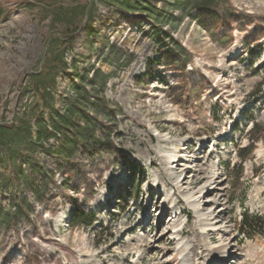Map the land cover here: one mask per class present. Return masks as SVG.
Here are the masks:
<instances>
[{"label":"rangeland","instance_id":"374dc122","mask_svg":"<svg viewBox=\"0 0 264 264\" xmlns=\"http://www.w3.org/2000/svg\"><path fill=\"white\" fill-rule=\"evenodd\" d=\"M88 4L0 0V125L37 107L27 85L57 40L67 64L47 87L49 107L34 121L33 138L15 161L0 157V264H182L191 243L180 231L210 212L209 233L190 264L226 243L228 264H264V142L252 132L254 122L264 129V0H213L214 19L196 11L188 17L178 0L144 3L157 20L101 4L78 31L53 23L59 11ZM161 30L186 49L185 66L165 62L155 42ZM219 33L232 39L220 41ZM97 73L107 77L104 89L91 85ZM87 119L97 149L81 144L71 159L60 158L63 137L54 125L88 129ZM39 122L49 133L37 142ZM252 147L242 165L238 150ZM195 176L206 183L190 186ZM213 178L216 193L202 196ZM178 181L188 183L182 193ZM194 192L203 207L212 203L201 214L180 204ZM23 200L30 208L21 211ZM77 207L91 226L72 225ZM245 217L261 220L262 235H243ZM220 258L214 253L206 264Z\"/></svg>","mask_w":264,"mask_h":264},{"label":"trees","instance_id":"16d2710c","mask_svg":"<svg viewBox=\"0 0 264 264\" xmlns=\"http://www.w3.org/2000/svg\"><path fill=\"white\" fill-rule=\"evenodd\" d=\"M89 4L86 6H81L80 8H76L71 10V13H66L64 10L59 11L54 16V24H60L65 29L75 26V30L78 31L82 26L81 22L85 18L87 20H91L94 18L96 14L97 7L101 4H110L112 6H116L124 14H135L138 13L140 15H146L148 18H155L156 20L159 18V14H152L150 11L151 7H148L144 3H149V0H89ZM179 2H183V11L184 14L188 17H191L192 11H196L199 16L215 18L214 9L209 7L212 5L213 0H205V8H201L197 6L198 0H178ZM114 4V5H113ZM174 20L175 18L172 17ZM204 19V18H203ZM78 21V23H76ZM202 23V22H201ZM155 42L156 44L163 50L165 62L171 66H185V57L188 55L186 49L175 40V38L168 31L161 30L160 32H156L155 34ZM216 37L215 34H213ZM220 41L231 40L232 38L228 36H223L220 33L217 35ZM223 36V37H222ZM222 37V38H221ZM217 38V39H218ZM218 41V40H217ZM170 46H174L173 48ZM64 47L65 43L62 40H57L54 45L51 46L50 55L51 57L48 60V63L45 64L43 70L40 73H36L31 76L30 81L28 83V88L33 90L38 99L37 107L30 114H25L16 118V122L10 125H0V151L4 155H0V157H7V160H16V152L21 150L23 144L33 138L32 130L33 123L38 118L43 111H46L49 107L48 98H46V92L48 93L47 87L49 84L55 82V76L57 75L59 70H65L67 68V64L64 58ZM53 54V55H52ZM184 68V67H182ZM80 80L83 81V76L80 74H76ZM92 80V87L94 89L100 87L104 89L107 86V77H105L101 73H97ZM74 89L77 93L84 95L86 94V90L78 85L74 86ZM71 117H75L79 115V108H71L70 109ZM72 118V119H73ZM88 129L81 128V126H74L73 122L66 123L65 120L59 124H55L54 128L57 132L61 133L63 137L62 144L59 148V152L57 155L60 158H64L69 160L76 153L77 149H79L81 144H86L84 147L88 148L91 151H94L96 146H98V140H95V136H92L93 127L92 123L87 119ZM39 134L37 137V142L41 141L44 134L49 133L46 127L39 122ZM63 129H68L73 133V136H69ZM55 131V132H56ZM253 133H259V138L257 141L264 142V129L254 122ZM254 147L250 150L248 149H239L238 154L239 158L243 163H245L253 153ZM243 152H247L243 154ZM2 160V159H0ZM230 165L227 167L229 168ZM242 167V166H241ZM20 174H23V168H20ZM243 173V168L240 169L239 173L235 176L237 182L241 180V175ZM46 186V179H45ZM44 189V187H43ZM37 200H41L44 198L42 190L36 191ZM246 201V198L243 202ZM24 206L19 207L21 211L23 209H29L30 206L26 200H23ZM4 214V213H3ZM15 218V217H14ZM12 219V221L14 220ZM93 224L92 218L80 207H77L72 214V225L73 226H91ZM242 232L243 235L248 236L249 238H254L262 235L263 233V225L259 218H250L245 217L242 223Z\"/></svg>","mask_w":264,"mask_h":264},{"label":"bare ground","instance_id":"6f19581e","mask_svg":"<svg viewBox=\"0 0 264 264\" xmlns=\"http://www.w3.org/2000/svg\"><path fill=\"white\" fill-rule=\"evenodd\" d=\"M148 154L151 155L150 152ZM165 163H167V160H165ZM172 170H173V168H171V171ZM173 178L175 179V177H173ZM194 179H195L194 180L195 182L190 183V186L191 185L200 186V185L206 183V178H202V177L199 178V177L195 176ZM218 179L213 178L212 180H214L215 182L210 183L209 186L205 187L203 190H200L202 192L201 195L203 196L204 194H206V191H208L207 195H212V194L216 193L217 188L220 186V184L218 183ZM185 181H184V183L181 181L177 182L178 185H176L174 187L177 192L182 193L184 188L188 185V183H186ZM210 181L211 180H209V182ZM185 190H187V189H185ZM178 199H180V196L178 197ZM217 202H219V201H217ZM180 204H187L188 206L190 205L191 207L194 208L195 213L197 212L198 214H201L203 212V210H205L204 207H208L212 203H207V205H204V207H203L201 204V201H199V199H197V193L194 192L192 195H189V197L187 198L186 201H184V202L182 201V202H180ZM220 206L224 207V205L223 206L220 205ZM213 218H214V212H210L203 219L201 217L196 218L194 216V220H196V224L193 223L194 225L187 227V228H183L180 231V235L181 236L187 235L189 237V242L191 243V248L186 249L187 254L183 257L182 264H190L191 260L193 261L198 257L199 251L200 250L202 251V246H201L202 238H204L209 233V231L206 228H207L208 224L210 225V222L213 220ZM198 226H200L201 229L204 228L203 232H201L200 229L197 228ZM170 227H171V225H170ZM170 227H169V229H170ZM169 229L166 232H163V235L161 237V241L165 240L166 237H168L171 234V232H169ZM217 233L224 235L225 231L221 228V229L217 230ZM236 245L238 246V243ZM231 246H232L231 243H226V244H223V246L217 251L207 250L208 256H210L212 254L214 255V253H218V255H222V258H220V260L212 261L209 264H228L229 258H232V256H228L229 255V249L231 248ZM184 248H186V247L184 246ZM208 256L202 258L201 264H206L208 262L207 261ZM190 258H191V260H190Z\"/></svg>","mask_w":264,"mask_h":264}]
</instances>
